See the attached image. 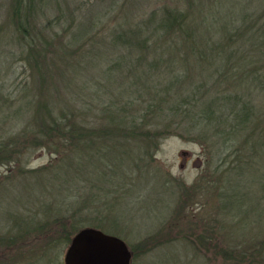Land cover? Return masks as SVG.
<instances>
[{"label":"rangeland","instance_id":"obj_1","mask_svg":"<svg viewBox=\"0 0 264 264\" xmlns=\"http://www.w3.org/2000/svg\"><path fill=\"white\" fill-rule=\"evenodd\" d=\"M242 1L244 8L226 0L211 10L213 17L231 23L246 13L240 50L233 39L227 57L210 56L211 68L198 62L195 67L184 55L177 61L184 63L185 79L210 74L214 97V87H224L226 94L251 105L253 120H264V0ZM172 2L32 0L25 20L43 49L36 68L26 60L28 48L12 21L13 0H0V147L11 139L18 151L9 161L0 157V264H64L71 242L52 226L63 220L66 235L73 218L81 226L78 231L94 227L123 239L133 254L131 264H264V169L259 153L249 148L254 135L241 137L247 148L239 153L220 142L213 147L216 137L223 142L227 135L212 129L204 141L173 134L140 160L139 169L132 165L133 143L106 155L97 144L100 148L94 145L92 152L82 150L81 171H71L69 148L52 153L51 136L31 123L38 105L46 103L56 107V114L60 106L77 108L85 117L76 110V120L93 130L114 115H126V125L131 118L132 128L137 122L146 130L157 72L132 67L136 63L127 53L111 44L109 28L139 8L148 12ZM92 20L96 24L89 29ZM241 23L235 22L237 27ZM78 32L81 36L75 37ZM160 69L162 75L174 67ZM23 135H30L29 143ZM223 188L238 194L226 199L218 195ZM84 217L89 219L79 221ZM254 244L245 250L248 257L233 260L222 253H244Z\"/></svg>","mask_w":264,"mask_h":264},{"label":"trees","instance_id":"obj_2","mask_svg":"<svg viewBox=\"0 0 264 264\" xmlns=\"http://www.w3.org/2000/svg\"><path fill=\"white\" fill-rule=\"evenodd\" d=\"M173 1L172 4L163 3L148 12H140L141 9L139 8L137 13L133 14L134 12H132L130 15H124L120 19L121 21L117 22L111 29L109 28V35L112 37L111 44H114L118 50L127 53V56L130 57V63H136L132 67L136 69L146 67L148 71L155 69L157 72L158 76L155 77V80L159 82L156 83L151 78L155 84L151 83V89H154V91L148 104L150 106L149 113H152V115L149 116L148 121L143 123L144 126L146 125V130L140 129L137 122H133L134 127L132 128V125H130L131 118L129 126L126 125V122H128L126 115L121 117L114 115V118H110V123H105L106 120L102 121L99 124L100 127L98 126L93 130L85 123L76 120L77 114L75 111L78 110L77 108L74 109L70 105H68V108L67 106H60L57 109L59 113L56 114L54 112L56 107L53 104L51 107L46 103L41 106L38 105V112L32 117L33 121L31 120V123L39 126L38 130L43 136H51L52 153L59 152L62 148H69V156H73L68 159L71 171H81V154L83 155L86 148L92 152L97 144L103 146L102 151L105 149L106 155L115 146L133 143L135 152L132 165L139 169V162L144 161L146 157L151 155L154 149L159 147L162 139L173 134H180L184 138L204 141L209 138V129L227 135L222 137L223 142L219 140V137H216L217 141L213 142V147L216 146L217 142H220V145L227 144V148L232 147L239 153L247 148L245 146L246 142L241 137L245 133L254 135L252 138L253 143L250 144L249 148L254 151L253 153L255 151L259 153L261 169H264V120L255 118L253 120L254 115L249 109L251 105L245 102L242 103L239 95L226 94L224 87L215 86L214 91L218 96L214 97L212 95L213 89L208 87L210 74L201 73L197 76L193 74V76H187L185 79L183 72H180V69H184V63L177 61L178 55H184V57L194 60L195 67L198 62V64L202 63L211 68L210 56L217 52L220 56L227 57L226 53L233 46V39L236 44L235 49L240 50L242 47H239L242 45L240 40L241 27L246 19V13L244 12L240 19H236L237 15L231 23V21L218 19L211 15V10L225 3L226 0ZM244 3L245 1L236 0V4L240 8L245 7ZM32 9V0H13L11 18L18 35L28 48L26 60L31 66L34 65L38 68L42 64H40L42 57L40 53L43 49H40L36 44L38 39L33 34L28 33L25 20V13L32 11ZM236 21L242 22L240 26H236ZM27 23H30V21ZM95 24V21L92 20L87 28H94ZM234 32L237 35L235 38H233ZM81 34V32H78L75 37H80ZM30 35L33 38L28 42L27 37ZM45 46L49 48L48 43ZM166 54L168 57L164 58ZM46 56L47 54L43 57ZM164 65L174 67V69L172 72L165 71L164 74L159 75L163 71L160 67ZM159 85H163V87L160 86L156 92L155 87ZM42 110H44L43 113ZM78 112L85 117V113L79 110ZM95 131L101 132V134H93ZM257 135L260 139H257ZM23 137L27 138L26 142L29 143L30 135H23ZM8 142L10 143L4 142L3 147H0V157L5 161L11 159L9 157L11 154L18 152L16 148L13 149V146L16 145L15 141L9 139ZM26 142L25 145H29ZM36 144H41L40 139L35 140ZM94 145L95 147H93ZM97 147L100 148V146ZM109 159L106 160L109 161ZM106 160L102 161L105 162ZM226 180L228 179L226 178ZM222 181H224V178ZM229 190H224V188L218 190V195L227 197L226 199H232L234 195L238 194L236 191L231 192ZM88 219L84 217L79 221ZM73 220L75 222L66 235L64 234V231H67L65 228L66 222L63 220L56 219L55 225L52 226L59 227L58 231L55 230L57 235H61L63 232L62 236L68 243L78 232V227H81L80 224H76L78 222L76 218H73ZM92 224L96 227H104V225L102 227L95 223ZM258 244L261 243L258 242ZM253 246L255 244L245 246L244 253L241 249H222V253L227 256H234L233 260L241 255L248 257V252L245 250ZM261 249H264V245H261Z\"/></svg>","mask_w":264,"mask_h":264},{"label":"water","instance_id":"obj_3","mask_svg":"<svg viewBox=\"0 0 264 264\" xmlns=\"http://www.w3.org/2000/svg\"><path fill=\"white\" fill-rule=\"evenodd\" d=\"M132 256L123 239L98 228L86 227L72 238L64 264H131Z\"/></svg>","mask_w":264,"mask_h":264},{"label":"flooded vegetation","instance_id":"obj_4","mask_svg":"<svg viewBox=\"0 0 264 264\" xmlns=\"http://www.w3.org/2000/svg\"><path fill=\"white\" fill-rule=\"evenodd\" d=\"M129 247V246H128ZM132 261V260H131Z\"/></svg>","mask_w":264,"mask_h":264}]
</instances>
